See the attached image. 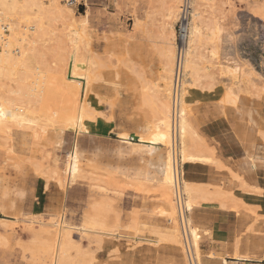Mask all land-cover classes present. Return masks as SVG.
Instances as JSON below:
<instances>
[{
    "label": "bare ground",
    "instance_id": "1",
    "mask_svg": "<svg viewBox=\"0 0 264 264\" xmlns=\"http://www.w3.org/2000/svg\"><path fill=\"white\" fill-rule=\"evenodd\" d=\"M48 1L50 2L49 7L52 6L53 9H56L57 1ZM211 1H191V17L186 28L184 45H181L180 65L182 77L178 83L175 113L173 114L172 103L177 56L174 23L178 20L179 2L181 4V0H170L164 7L162 45L159 49L161 66L156 74L157 82L153 81L156 83L148 84L144 80L141 81V89H145L147 93L145 92L146 94L144 93L142 96L139 95L136 103L139 107H147L150 113L144 117L142 125L138 126L135 132L128 133L125 129H122L117 131L116 135L121 143L145 145L149 149L150 157L153 156L156 150L162 151L157 157L156 164L153 165V174L147 172L142 180L136 177L137 179L135 178L134 181L140 187L147 185L145 182L155 184L158 187L157 204L161 208L158 217L165 218L166 225L140 224L133 217L131 219L133 220L132 225H128L129 228L136 233L142 231L140 227L148 228L155 238L149 240L147 244L129 243L121 248L117 242L108 237L113 236L119 228V221L117 222L116 216L113 220H110L109 215L106 213L110 208L114 212L113 206L110 207V204L113 205V201L109 203L106 199L105 201L100 199L101 201L98 202L93 199L94 202L91 203L89 211L83 212L85 214L82 217L80 226L74 227L65 220H54L52 218L47 221L39 220L38 224L40 226L31 229V242L24 243L22 246V251L28 254L30 260L37 264H94L97 262L95 255L89 254L81 242L74 239L73 235L76 231L80 235V239L82 237L84 239L89 233L94 234L93 243L98 249L106 250L109 253V264L113 263L116 258H122L125 255L130 257L128 264H137L141 257L144 258L152 253L160 254L165 251H168L172 264H187L182 235L179 228L175 226L177 224V209L173 200L175 174L178 171L179 178L177 177V179L182 186L185 199L184 205L186 210L191 212L194 207L206 199L207 191L203 186L190 182L184 172L185 165L193 163L217 164L218 162L213 152H210L202 143L196 129V126L202 123V119L199 118L197 103L199 92H216L212 85L203 87L201 83L206 70H208L207 65L212 63L210 59L216 58L218 54L214 48L209 50V58L204 54V47L211 45L212 42L215 44L214 40L219 32V29L214 30L213 26L206 21V14L209 12L208 8L211 7ZM62 9L61 12L65 14L71 11L66 7L64 12ZM47 14L49 15L48 8L44 6L43 0H0V139L12 138L9 134L13 128L31 130L34 140V144L32 142L31 145L36 147L45 138L49 129L72 131L76 134H101L114 131L116 129L114 118L108 114V116L105 115L101 109L97 108L95 103L96 86L104 80L103 75L104 73L107 74V70L104 68L103 61L94 54L91 48L90 34L86 33L85 29L74 26L71 13H69L71 14L70 17L69 14L67 15L70 22L65 33L66 40L64 44V47L70 49L68 72L61 75L57 73L53 84L50 82V78L47 79V70L44 69L41 62L38 65L37 62L39 63V61H37L36 67L32 66V60L36 55L38 58L40 55L44 56V53L38 52L37 45L43 43L47 45L46 42L50 40H58L55 29L48 24ZM81 16L86 21L87 15ZM138 20L136 19L140 23ZM54 35L55 37H53ZM59 44L62 43L59 42ZM59 44L51 48L54 59H58V52L63 49ZM82 48L84 51L81 50ZM83 63H85V66H83ZM212 65L215 64L212 63ZM217 66H219L218 71L221 74L230 77L231 85L222 88L213 102H218L221 107V114L224 117L230 119L235 113V121L238 123H251L259 139L264 141V114L258 109L261 103L251 98V96L259 95L247 86L251 77L255 74L253 68L246 63L240 65V62L235 60L231 64H223L218 61ZM33 72L34 76L32 78L27 77L26 74ZM39 79L40 84H37ZM60 84H62V87L59 86ZM63 87L80 95L78 106H74L71 111L66 113H52L49 107L50 100L54 96L60 95ZM240 138L247 143L249 148L252 146V144H249V139L244 137V133L243 135L240 134ZM8 144L10 145V142ZM175 153L177 161L175 160ZM67 155L63 175L57 169L50 172L62 188L66 187L67 182L73 184L78 178L84 180V177L92 174L90 171L89 175H85L86 170H83L80 161L81 154L76 145L72 152ZM41 158L43 157L41 156ZM38 160L35 161L39 162ZM41 164L33 163L38 172L42 171ZM252 164L260 169L264 167V161L257 158H252ZM176 166L179 168L178 170L175 169ZM98 176L97 178L91 176L87 179L96 180L98 183H104V186L109 185L115 188V184L112 185V183L104 180L106 176L103 177L104 179L100 175ZM118 177L120 176L118 175ZM125 181H122L119 185L122 187L123 184H126ZM145 187L147 188V186ZM147 189H142V191H149L150 188ZM105 190L107 191V189ZM187 223L188 238L193 247V254L197 263L201 264L198 228L191 224L190 218H188ZM45 226L49 227L46 231L43 230ZM44 232L48 234L45 237L42 234ZM234 257L236 258V256Z\"/></svg>",
    "mask_w": 264,
    "mask_h": 264
},
{
    "label": "rangeland",
    "instance_id": "2",
    "mask_svg": "<svg viewBox=\"0 0 264 264\" xmlns=\"http://www.w3.org/2000/svg\"><path fill=\"white\" fill-rule=\"evenodd\" d=\"M56 1V9H53L52 6L49 7L48 0H43V4L48 8V24L55 29L58 40H50L46 42L47 45L45 43L37 45L38 52L44 53V56L39 54L41 58L39 55L38 58L36 55L37 58L33 59L35 62L32 60V66L39 65L41 62L44 69L47 70V79L50 78V82L53 84L57 73L61 75L68 72L70 49L64 47V44L65 33L70 22L68 18L72 14L74 26L81 27L90 34L91 48L94 54L103 61L104 68L107 70V74L103 75L104 80L96 86L95 103L105 115L108 114L114 118L116 129L101 134H76L72 131L49 129L45 138L38 143L40 147L31 145L32 142L34 144L31 130L13 128L9 134L12 138L8 136L9 139H0V264H36L30 260L26 252L22 251V246L24 243L31 242V229L40 226L39 220L47 221L52 218L65 220L74 227L80 226L83 215L89 211L94 200L99 202L106 199L109 203L113 201V205L110 204V207L113 206L114 212L117 211L114 214L110 208L106 213L110 220L116 216L119 228L113 236L108 237L117 242L121 248L129 243L147 244L149 240L155 238L148 228L140 227L142 231L138 233L129 228L128 225H132L133 217L140 224L166 225V219L158 217L161 211L157 204L158 187L148 182H145L147 185L140 187L134 181L136 177L142 180L146 172L153 174V165L156 164L157 157L162 151L156 150L150 157L141 152L130 150L129 146L126 143H121L116 135L117 131L122 129L128 133L135 132L138 126L142 125L144 117L150 113L147 107H139L136 101L139 95L147 93L145 89H141L142 80L148 84L153 81L157 82L156 74L161 66L159 49L162 45L163 13L165 5L170 0ZM210 5L206 21L213 26L214 30L219 29V32L214 40L216 43L212 42L211 45L208 43L209 45L204 47V54L209 58V50L214 48L219 55L210 59V62L215 65L212 63L207 65L208 70H206L201 83L203 87L212 85L216 92H199L197 102L199 118L202 119V123H207L218 115L224 117L218 102H213V100H216L222 88L231 85V81L229 76L218 71L217 64L218 61L223 64H231L233 60L240 62V65L249 64L253 68L255 74L247 86L259 95L251 96V98L261 103L258 109L264 114V0H212ZM65 7L71 10L69 12L71 14L61 12L62 8L64 12ZM81 15H87L86 21ZM136 19H139L140 23ZM174 32L176 34V23H174ZM58 41L62 44H59ZM58 44L63 49L58 52V59H54L51 48ZM81 50L84 51L83 48ZM33 74L34 72L26 75L32 78ZM38 83L40 84V79ZM139 91L142 93L139 94ZM79 101L78 93L63 87L60 95L54 96L50 100V112H69L72 110L71 108L78 106ZM230 119L232 120V117ZM230 119L226 120L230 121ZM198 127L199 125L196 126V129ZM200 139L206 148L216 156L215 149L208 144L209 142H206L201 136ZM9 142L11 146L8 144ZM74 144L79 148L80 161L83 170H86L85 175H89L90 171L92 174L84 177V180L78 178L80 180L77 179L78 181L76 180L73 184L67 182L66 187L62 188L50 172L57 169L63 175L67 154L72 152ZM31 151L32 153H30ZM34 159H39V162ZM32 162L42 163V171L38 172ZM246 162H250V160L246 159ZM85 166L92 167L86 168ZM94 166L97 168L93 169ZM255 168L261 170L257 166ZM98 175L101 178L106 176V179H103L112 185L115 184V188L109 185L104 186V183H98L96 180L87 179L91 176L97 178ZM36 180L43 183H56L65 190V205L62 213L56 215L29 214L33 185ZM121 180L123 182L126 180V184H123L122 187L119 185L122 183ZM145 186L150 188L149 191H146L148 189ZM141 188L146 190L142 191ZM205 189L207 195L204 201L212 200L219 195L217 190ZM175 226L178 227L177 224ZM47 228L49 227L45 226L43 230L46 231ZM74 232V239L80 241L89 254L95 255L97 262L94 264H109V253L96 247L93 243L94 234L89 233L87 237H84V240L83 237L80 239V235L76 231ZM42 234L44 237L48 235L45 232ZM145 259L146 257H141L137 264H141L143 261L142 264H149L150 259ZM129 261L130 257L125 255L122 258H116L110 264H128Z\"/></svg>",
    "mask_w": 264,
    "mask_h": 264
},
{
    "label": "crops",
    "instance_id": "3",
    "mask_svg": "<svg viewBox=\"0 0 264 264\" xmlns=\"http://www.w3.org/2000/svg\"><path fill=\"white\" fill-rule=\"evenodd\" d=\"M226 119L218 115L197 129L215 149L217 164L193 163L184 167L190 182L219 192L214 199L194 207L190 215L191 224L200 235L201 264H264V167L258 170L252 165V158L264 161V141L251 123L240 124L235 121V115L230 121ZM240 133L249 139L250 148ZM128 146L150 156L145 145ZM38 180L33 185L29 214L62 213L65 191L56 183ZM169 257L165 251L149 254L145 260L150 259L149 264H171Z\"/></svg>",
    "mask_w": 264,
    "mask_h": 264
},
{
    "label": "built area",
    "instance_id": "4",
    "mask_svg": "<svg viewBox=\"0 0 264 264\" xmlns=\"http://www.w3.org/2000/svg\"><path fill=\"white\" fill-rule=\"evenodd\" d=\"M191 1L192 0H181L180 4V12L178 16V20L176 22V45H177V51H176V63H175V75H174V95H173V114L176 110V96H177V89H178V83L180 82V79L182 77V71H181V56H182V47L184 39H185V32L186 28L188 26V22L190 21L191 17ZM175 160L177 161V156L175 153ZM179 167V166H178ZM178 170L179 168H175ZM178 171L176 172V181H175V189H174V205L177 209V225L182 235V241L183 246L186 253V261L187 264H198L197 260L195 258V255L193 254V247L191 245V241L188 238V218H190V212L186 210L184 205V194L182 191L181 183H179L177 177Z\"/></svg>",
    "mask_w": 264,
    "mask_h": 264
}]
</instances>
